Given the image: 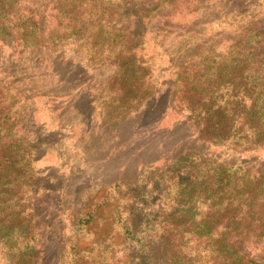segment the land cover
<instances>
[{
    "label": "trees",
    "instance_id": "16d2710c",
    "mask_svg": "<svg viewBox=\"0 0 264 264\" xmlns=\"http://www.w3.org/2000/svg\"><path fill=\"white\" fill-rule=\"evenodd\" d=\"M211 2L0 0V233L5 245L17 238L3 264H42L40 242L20 247L13 233H37L32 219L59 194L65 161L82 173L96 152L135 149L137 116L163 98L162 55L165 109L189 132L130 183L136 207L118 221L142 253L136 264H264V163L236 162L264 151V0L228 11L236 25L219 40L180 29L178 42L149 49L156 27ZM78 71L91 80L72 79ZM57 149L58 163H46Z\"/></svg>",
    "mask_w": 264,
    "mask_h": 264
},
{
    "label": "rangeland",
    "instance_id": "374dc122",
    "mask_svg": "<svg viewBox=\"0 0 264 264\" xmlns=\"http://www.w3.org/2000/svg\"><path fill=\"white\" fill-rule=\"evenodd\" d=\"M245 1L246 5L247 2H255V0ZM241 4L243 0H213L205 5L208 8L205 10L202 8L203 12L198 10L194 15L184 17L178 21L177 25H160L159 30L163 31L159 33L157 30L159 27H156V30L149 36V49L155 54L161 51L163 42L166 46L178 42L176 35L180 29L201 30L202 37L213 36L215 40L228 36V28H235L236 21L225 19V14L232 11L236 5H238L236 11H239V8L244 7ZM167 61L166 55L155 58L157 66L160 64L162 68L159 73L160 81L164 83L160 87V91H164L161 93L163 98L150 100L143 107L144 117L140 115L141 113L137 116L138 140L128 142L131 144L130 147H135V149H128L122 153H118V149L114 150L115 153H109L108 150L96 152L92 163L83 166L85 170L82 173L76 170L81 162L78 166L67 168L65 161L66 165L60 169L65 176L58 174V187L55 185L59 194L40 201L35 220L32 219L37 233H25V236H22V233H13V236L22 238L23 243L18 241L20 247H23L32 235L35 237L32 241L33 247L40 242L42 251H39V256L42 264H136L138 262L142 253L134 242L126 240L124 234L126 228L122 229L118 221L122 213L136 207L132 204L133 195L130 186L133 184L130 183L136 182L139 169L144 163L152 164L153 156H161L162 152L165 157L173 154L175 149L173 142L178 140L179 135L185 138L189 132V128L180 121L182 119L180 113L172 108L169 111L165 109L168 101V91L165 85H168L167 82H170L172 77L171 71L165 66ZM71 78L88 83L92 76L89 74L85 76L78 71ZM109 83L113 84L114 79ZM113 88L120 90L118 84ZM120 95L122 97V94ZM158 121L160 122L156 124ZM64 145L66 144L62 143V146ZM212 150L219 152L218 147ZM227 151L220 150L222 158L230 157ZM69 152L71 154L67 155V161L73 160L74 156L73 151ZM58 153L60 149L48 155L46 163H52L53 160L58 163ZM236 157V162H251L258 164L257 166L264 163L263 150L246 156L237 154ZM71 191H73L72 195H70ZM63 197L64 199L69 197V200L65 202ZM137 203L139 205L138 201ZM90 219L92 220L89 222ZM1 237L0 233V264H3L2 259L4 258L1 253L5 249V243H2ZM7 240L8 245L5 246L16 247L17 238L11 237Z\"/></svg>",
    "mask_w": 264,
    "mask_h": 264
}]
</instances>
